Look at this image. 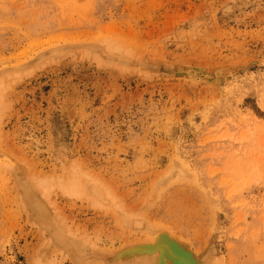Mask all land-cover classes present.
Masks as SVG:
<instances>
[{
	"label": "rangeland",
	"instance_id": "obj_1",
	"mask_svg": "<svg viewBox=\"0 0 264 264\" xmlns=\"http://www.w3.org/2000/svg\"><path fill=\"white\" fill-rule=\"evenodd\" d=\"M0 72V264H72L4 159L58 175L51 201L102 246L144 235L70 197L69 172L220 264H264V0H0ZM177 162L188 181L150 186Z\"/></svg>",
	"mask_w": 264,
	"mask_h": 264
},
{
	"label": "bare ground",
	"instance_id": "obj_2",
	"mask_svg": "<svg viewBox=\"0 0 264 264\" xmlns=\"http://www.w3.org/2000/svg\"><path fill=\"white\" fill-rule=\"evenodd\" d=\"M241 5H242V3H241ZM103 41L104 40H102L101 43ZM106 42L108 43L109 41H106ZM104 44H106V43H104ZM56 45H58V44H56ZM50 46L52 48V46H54V44L50 45ZM96 46L97 45H95V47ZM104 46H102V48ZM111 47L112 46L110 45L108 48H111ZM48 48H50V47H48ZM87 48H89V47H87ZM100 48H101V46H100ZM116 49H117L116 47H115V49L111 48V50H113V51L114 50L116 51ZM46 50H47V48H46ZM103 50H105V49H103ZM107 50L109 51V49H107ZM120 51H121V49H120ZM101 52H102V54L105 53V51L104 52L101 51ZM51 53H54V52H50V54ZM106 53H107V51H106ZM69 54H70V52H69ZM48 56H50V55H48ZM93 57L96 58L98 56L94 55ZM114 57H115V55H114ZM140 59H142V58H139V60ZM55 61H56V59H55ZM141 61H143V60H141ZM19 63H21V62H19ZM19 63H17V64L19 65ZM21 64H23V63H21ZM17 67H19V66H17ZM20 67H24V66H20ZM39 67H40V65H39ZM151 68H152V66H151ZM5 70H3V74H4ZM9 72H11V71H9ZM12 73L15 74L14 71H12ZM9 74H8V72L6 73V71H5L4 75L8 76ZM12 75H10V76H12ZM19 75H21V74H19ZM0 78H2V77H0ZM3 78L5 79L7 77H3ZM3 78H2V80L0 79L2 81V82L0 81V84L3 83ZM7 87H9V86L7 85ZM7 87H4V88H7ZM1 91H3V90L0 89V93H1ZM2 97H3V95L1 96V98ZM1 98H0V101H1ZM1 115H2V113H1ZM2 118H3V116H2ZM9 155H10V153H9ZM8 160L4 159V161H3L4 167L8 168V172L10 173V171H12L13 175H14L15 170L19 171L14 176V177H16V175H17L18 181H16L17 178L16 179L14 178V181H15V185H16L15 187L17 189V192H19V196H18L19 201L18 202L21 203V206L23 207L24 211L28 215V217L27 216L26 217L29 218L30 223L38 229V232L43 236L45 242L49 244L46 246L47 247L53 246L52 248L55 250V252H57L56 254L60 253L64 258H68L69 260H71L72 264H220V260L222 261V259H221L222 257L215 254L211 248L208 250L206 249L205 252H201V251H199L193 247V245L189 239H186L183 236H181L180 234L176 233L171 227H169L167 225L159 224V223H154L151 220L146 219V217L144 218L141 214L136 213V212L134 213L133 211H130L128 206H126V207H128L127 209H126V207H122L124 205L122 203H121V205L118 204L117 202H119V201L115 200L114 195H113L114 192L112 191V193H111L109 191V189L111 187L107 188L106 185L103 184V182L100 183L99 181H101V180L100 179L98 180L97 178L96 179L98 182L97 181H90L91 180L90 178L88 181L87 180L88 177L86 175H85L86 177L85 176L83 177L84 172L82 170L78 171L79 174L78 173L76 174V171H74L75 172L74 174L73 173L70 174V172H69V176L67 175L68 178L66 177L67 180H65V183H66L65 185L67 186V188H65V185H64V189H67V191H65V192L66 193L68 192V195L70 197L71 196L72 197H78V198L81 197V198L87 200L91 204L92 208H94V209H97L100 211L104 210L107 213H111L116 218L117 225L119 226V228L123 232H128V233L133 234V235L142 234V235H144V238L138 237V238H136V240L129 241L126 244L124 243V245H121L120 247L109 248L107 246L108 247L107 248V247L99 244V241L97 239V237H98L97 231L95 232L96 233L95 235L97 237L95 235H94V237L86 235L85 233H88V232H83V234L81 232V234L79 233L80 235H77L74 231V228L72 230V226L70 227V224H68L67 219H65L64 216H62L63 214H61V212L59 211L60 208L55 206L56 203L51 201V198L47 192L48 189L50 188L51 184H53L54 182H56V183L58 182V181H54V179H52V178H55L56 180H58L59 179L58 175H56V177H54L52 175V177H50V178H48L49 176L46 177L45 175H43L46 177V178H43V176L42 177L38 176L39 174L36 172V174H38V175L35 174L36 175V177H35L34 172H32L30 168H28L29 166L27 167L24 165V164H27V162L23 163L25 160L22 162L19 161L20 162L19 163V162H16V160H17L16 159L15 162L18 163V165H16V164L14 165V159L13 160L8 159ZM22 163H23V166H19ZM172 164L170 163L171 166L167 167L168 170L165 169L166 171L164 170V172H162L161 176L159 174V176L156 177L157 180H154L155 182L153 181L154 182V183L152 182L153 185L150 184V186H152L155 189L157 188L156 190H158L160 192H163L165 189H167L169 187V185H171L173 183H177V180L180 181L181 179H183L184 181L185 180L188 181V179H184V178L185 177L188 178L191 175V173H188V172H191V171H189V170L187 171V169H185L184 165H180L181 163H178V165L177 164L172 165ZM30 165L32 166V164H30ZM80 171H81V174H80ZM87 174L91 175V173L89 174L88 172H87ZM13 175H12V177H13ZM91 178H93V177H91ZM180 182H178V183H180ZM55 185L56 184L54 183V186ZM52 187L53 186L51 185V188ZM155 189H153L151 191L153 193V195H155L154 194L155 193L154 191H156ZM49 191H51V190L49 189ZM50 194H52V192H50ZM18 206H20V205H18ZM116 207H118L119 209L117 208V210H116ZM216 216H217V214H216ZM27 223H28V221H27ZM74 227H76V226H74ZM36 228H34V229H36ZM79 229L80 228L76 227V229H75L76 232H79V231H77ZM36 232H37V230H36ZM84 234H85V236H84ZM93 234H92V236H93ZM81 235H83V236H81ZM99 235H100V233H99ZM103 235H105V234H103ZM103 238H106V237H103ZM44 240H43V243H44Z\"/></svg>",
	"mask_w": 264,
	"mask_h": 264
}]
</instances>
